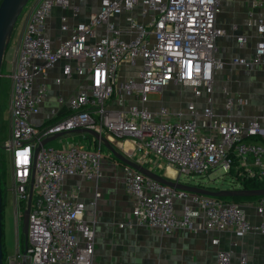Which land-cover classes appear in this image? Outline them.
<instances>
[{"label": "built area", "instance_id": "obj_1", "mask_svg": "<svg viewBox=\"0 0 264 264\" xmlns=\"http://www.w3.org/2000/svg\"><path fill=\"white\" fill-rule=\"evenodd\" d=\"M219 2L99 0L85 20L76 19L80 8L72 0L33 3L9 75V134L0 143L9 161L16 216L26 206L33 179L26 248L18 253L26 264H92L95 231L84 219L86 204L78 187L67 191L63 183L73 175L101 176L100 143L63 149L44 144L34 160L41 141L55 133L91 128L106 137L130 138L137 153L153 155L177 175L220 168L239 183L236 188L242 180L264 181V93L261 111L252 116L233 111L241 97L225 88L221 110L215 108V77L225 64L216 56V40L224 34L216 24ZM261 5V0L251 1V8ZM54 8L67 11L60 15L59 27L69 32L57 44L45 33ZM248 16L257 39L248 56L228 59L230 69H264V14L253 17L249 11ZM235 40L242 45L247 37ZM57 65L56 85L74 76L82 82L71 94L57 96L58 105L67 106L66 115L36 126L31 118L48 95L45 79ZM168 88L190 97L175 100ZM59 112L51 109L52 117ZM123 178L134 200L136 225L163 232L195 225L204 231L231 230L236 236L264 235V195L253 205L260 219L251 223L240 202L176 189L127 165ZM229 258V251L218 249L214 264H229ZM244 262L240 257L239 263Z\"/></svg>", "mask_w": 264, "mask_h": 264}, {"label": "crops", "instance_id": "obj_2", "mask_svg": "<svg viewBox=\"0 0 264 264\" xmlns=\"http://www.w3.org/2000/svg\"><path fill=\"white\" fill-rule=\"evenodd\" d=\"M72 1L80 8L76 18L79 20H85L89 13L97 10L99 6V0ZM251 1L220 0L219 2L216 24L223 28L224 34L216 40V52L219 44L222 45L223 49V52L216 53V56L225 61V64L216 74L214 85L215 108L218 111L221 110L223 98L221 88H225L226 91L241 97V103L234 105L233 111L238 115L248 116L257 114L262 109L264 69L238 66L231 68L233 70L231 72L226 62L231 57L248 56L257 39L254 27L247 25L248 12L251 11L253 17L259 12L264 14V0H261L262 5L257 8H251ZM65 12L67 13V11L54 8L47 19L45 33L54 44L59 43L69 33L68 31H61L59 27V17ZM70 21L71 23L75 22L72 18ZM22 28L14 47L13 59ZM237 35L246 36L247 41L239 45L235 40ZM12 65L13 60L6 62V72L9 73L6 76L9 79ZM57 74H59V65L49 70L45 79L49 88L48 95L41 104L39 113L31 118L36 126L42 127L48 121L53 122L62 115H66L67 106H59L57 96L59 94H71L82 82L81 77L74 76L71 79H64L62 84L56 85L53 82V77ZM39 81L41 78L37 79V82ZM169 89L174 90L173 88ZM256 90H260V93H257ZM176 92L180 91L176 90ZM176 92L175 100L182 101L190 97L189 92H183L180 95ZM245 95L254 97L256 104L248 105V102L242 106V97ZM51 109H60L59 115L52 117ZM103 136L115 152L126 159L155 175L177 182L176 179H172L174 175H177L172 167H167L163 161L149 153H137L130 138L106 137V134ZM54 140L53 146L48 145L56 149H63L70 144L97 147L100 143L101 176L87 179L80 175H73L66 177L63 183V188L67 191L78 187L79 198L86 204L84 219L94 227L95 231L92 264H214L218 249L229 251V264H240V257H244V264H264V235L249 232L243 236H236L231 230L204 231L195 225L189 229L163 232L144 225H136L131 217L134 200L125 191L123 182V166L126 164L114 157L101 141L88 133L65 132ZM256 199L250 197L240 201L244 205L247 218L251 223L260 219L253 210ZM175 204L178 206L177 211H179L180 201L175 200ZM16 221L18 222V216ZM120 224L122 226H119ZM213 239L217 240L216 243L212 242ZM80 242H83V239H80Z\"/></svg>", "mask_w": 264, "mask_h": 264}, {"label": "rangeland", "instance_id": "obj_3", "mask_svg": "<svg viewBox=\"0 0 264 264\" xmlns=\"http://www.w3.org/2000/svg\"><path fill=\"white\" fill-rule=\"evenodd\" d=\"M34 1L35 0H28L26 5H24L22 12L19 15L16 24L12 30V33L9 37L7 49L4 53L3 62L1 65V71L3 75L0 77V143L9 134V122H10L8 100L10 95L11 81L6 76L7 74H9L6 72V62L8 63L13 60L14 47L15 44L17 43L19 32L23 27L26 14ZM221 46L222 45L219 44V46L217 47V52H216L217 54L223 52ZM232 71L233 70L231 69V72ZM173 92H176V90ZM256 92L260 93V90H256ZM176 93L180 95V93L183 92H176ZM151 96L159 97V93ZM244 104L255 105L256 100L254 97H247L245 95L244 97H242V106ZM54 142L55 140H52L47 144L52 145ZM167 178L170 177L167 176ZM172 179L173 180L176 179V181L179 184H184L189 186L197 185L211 190L229 189L231 187L236 188L239 186V183L237 181L233 180L230 177V175L224 173L220 168H214L204 175H194V174L174 175ZM0 185L3 195V202H4L3 219H2L3 264H21L22 258L18 256V253L20 252V254H22L24 251V236L21 230L23 210L22 212L20 211L17 222L16 221L17 216H15V211H14L15 204L13 202V198L10 193V187H11L10 166H9L7 154L3 148H0ZM222 199L229 201L228 197H223ZM21 207H24V203H21L20 209Z\"/></svg>", "mask_w": 264, "mask_h": 264}, {"label": "water", "instance_id": "obj_4", "mask_svg": "<svg viewBox=\"0 0 264 264\" xmlns=\"http://www.w3.org/2000/svg\"><path fill=\"white\" fill-rule=\"evenodd\" d=\"M27 2L28 0H1L0 1V77L2 76L1 65L3 62L4 53L7 49L9 37L12 33V30L16 24V21L19 15L22 12L24 5H26ZM68 132H79V133L84 132V133H88L92 135L95 139L101 141L105 145V147H107L108 150L112 153V155L116 157L118 160L122 161L124 164L135 169L136 171H138L140 174H142L145 177L151 178L153 180H156L165 185L174 187L176 189H181V190H184L190 193H196V194L219 197V198H223V197L250 198V197H259V196L264 195V188H257V189L229 188V189L211 190V189L203 188L197 185L189 186V185L179 184L177 182L170 181L158 175H155L154 173L147 171L140 165L126 159L119 153L115 152V150L107 142V139H105L103 135H101L99 132L95 131L94 129L79 128V129H74ZM63 133L65 132L55 133L54 135L46 139H43L40 145L35 150L34 160H35L36 153L41 145L49 143L50 141L54 140L58 136L62 135ZM0 148H1V145H0ZM32 182H33V179L29 187L28 200L26 202V206L22 214L21 230L24 236V248H26V242H27L28 214H29V208H30V203L32 199V191H33ZM1 209H2V195H1V186H0V264H3V258H2L3 253H2V244H1V235H2ZM21 264H26L25 257L22 258Z\"/></svg>", "mask_w": 264, "mask_h": 264}, {"label": "trees", "instance_id": "obj_5", "mask_svg": "<svg viewBox=\"0 0 264 264\" xmlns=\"http://www.w3.org/2000/svg\"><path fill=\"white\" fill-rule=\"evenodd\" d=\"M240 186L242 189L264 188V181L260 182V181H256L253 179H246V180H242L240 182ZM1 195H2V190H1ZM254 198H258V197H254ZM228 199H229V201L240 202V201H244L248 198H245V197H228ZM3 205H4V202H3V195H2V209H1L2 219H3ZM21 209H23V207H21ZM1 223H2V220H1ZM1 244H2V235H1ZM2 249H3V246H2Z\"/></svg>", "mask_w": 264, "mask_h": 264}]
</instances>
